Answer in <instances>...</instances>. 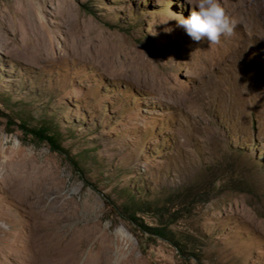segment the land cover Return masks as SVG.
Returning a JSON list of instances; mask_svg holds the SVG:
<instances>
[{
    "label": "rangeland",
    "instance_id": "374dc122",
    "mask_svg": "<svg viewBox=\"0 0 264 264\" xmlns=\"http://www.w3.org/2000/svg\"><path fill=\"white\" fill-rule=\"evenodd\" d=\"M196 2L0 0V264H264V0Z\"/></svg>",
    "mask_w": 264,
    "mask_h": 264
},
{
    "label": "clouds",
    "instance_id": "9594fccd",
    "mask_svg": "<svg viewBox=\"0 0 264 264\" xmlns=\"http://www.w3.org/2000/svg\"><path fill=\"white\" fill-rule=\"evenodd\" d=\"M172 15L178 17L175 19L178 27H182L194 42L206 40L209 46L220 45L222 38L233 36L238 24L236 19L228 15L221 0H197L188 18ZM0 227L7 230L8 225L0 222Z\"/></svg>",
    "mask_w": 264,
    "mask_h": 264
},
{
    "label": "trees",
    "instance_id": "16d2710c",
    "mask_svg": "<svg viewBox=\"0 0 264 264\" xmlns=\"http://www.w3.org/2000/svg\"><path fill=\"white\" fill-rule=\"evenodd\" d=\"M21 128L25 131L26 134H29L33 137L34 140L40 143H47L50 147V150L57 152L59 154H67V151L61 147L59 134L56 130H53L48 124H41L39 127L28 128L25 124L21 125ZM74 164V161H71ZM137 203L129 198L127 201L121 205V208L118 210V213L130 221L136 227L142 229V231L150 236L165 238V229L162 227H144L142 224H139L136 220V212L140 209ZM116 208V207H115Z\"/></svg>",
    "mask_w": 264,
    "mask_h": 264
},
{
    "label": "bare ground",
    "instance_id": "6f19581e",
    "mask_svg": "<svg viewBox=\"0 0 264 264\" xmlns=\"http://www.w3.org/2000/svg\"><path fill=\"white\" fill-rule=\"evenodd\" d=\"M245 10L247 11V7H246ZM245 10H243V11H245ZM238 15H240V12H237L236 16H238ZM72 250H73V249H72ZM54 251H55V250H54ZM57 252H58V250H57ZM47 254H48V253H47ZM55 254H56V253H55ZM48 255H49V254H48ZM48 255H47V256H48ZM52 259H53V257H52ZM57 263H58V262H57ZM57 263H56V264H57ZM70 263H71V262H70Z\"/></svg>",
    "mask_w": 264,
    "mask_h": 264
}]
</instances>
